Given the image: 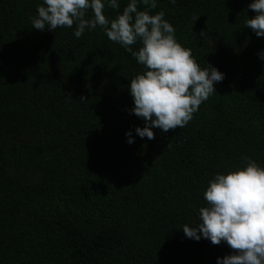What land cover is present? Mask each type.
I'll return each mask as SVG.
<instances>
[{"label": "trees", "instance_id": "trees-1", "mask_svg": "<svg viewBox=\"0 0 264 264\" xmlns=\"http://www.w3.org/2000/svg\"><path fill=\"white\" fill-rule=\"evenodd\" d=\"M130 2L102 0L104 15ZM253 2L156 0L150 14L163 11L177 43L224 79L185 127L153 128L148 140L130 112L144 66L99 27L80 38L75 23L33 29L43 0H0V264H217L232 254L182 228L199 222L216 174L245 158L264 168V37L245 27Z\"/></svg>", "mask_w": 264, "mask_h": 264}, {"label": "clouds", "instance_id": "clouds-1", "mask_svg": "<svg viewBox=\"0 0 264 264\" xmlns=\"http://www.w3.org/2000/svg\"><path fill=\"white\" fill-rule=\"evenodd\" d=\"M146 10L138 11V0H131L113 20L104 15L102 0H43L32 28L55 31L72 28L80 38L85 30H103L107 38L121 45L144 66L143 74L130 81V95L134 101L131 114L144 120L143 128L136 134L143 139H155L153 128L167 133L185 127L199 106L215 93L214 83L221 82L224 74L208 65L203 70L175 39L174 27L164 19L165 13L155 15L150 10L157 7L156 0H140ZM175 3V0H170ZM108 7L118 9L117 0H108ZM256 15L247 19L245 27L257 37H264V0H254L248 5ZM91 9L93 18L85 19ZM202 35V33H201ZM141 47L134 51L132 46ZM264 60V53L261 54ZM85 98L81 97V102ZM132 144V132L126 133ZM243 169L216 174L204 192L206 206L199 209V222L183 226L189 239L201 237L213 245L225 242L232 254L217 259V264H264V168L254 160L245 158Z\"/></svg>", "mask_w": 264, "mask_h": 264}]
</instances>
